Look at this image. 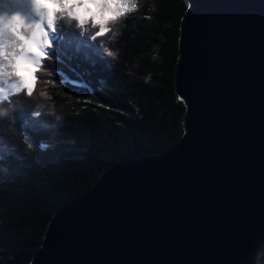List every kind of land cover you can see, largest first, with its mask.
Segmentation results:
<instances>
[{
  "label": "water",
  "instance_id": "1",
  "mask_svg": "<svg viewBox=\"0 0 264 264\" xmlns=\"http://www.w3.org/2000/svg\"><path fill=\"white\" fill-rule=\"evenodd\" d=\"M169 151L111 165L31 264H264V0H189Z\"/></svg>",
  "mask_w": 264,
  "mask_h": 264
},
{
  "label": "trees",
  "instance_id": "2",
  "mask_svg": "<svg viewBox=\"0 0 264 264\" xmlns=\"http://www.w3.org/2000/svg\"><path fill=\"white\" fill-rule=\"evenodd\" d=\"M188 5L141 0L108 44L115 59L103 38L68 26L78 35H63L45 62L54 73L56 115L34 116L37 101L12 98L18 113L29 105L31 114L23 132L0 146V264H31L55 213L87 194L111 165L161 155L182 139L187 107L175 75Z\"/></svg>",
  "mask_w": 264,
  "mask_h": 264
},
{
  "label": "clouds",
  "instance_id": "3",
  "mask_svg": "<svg viewBox=\"0 0 264 264\" xmlns=\"http://www.w3.org/2000/svg\"><path fill=\"white\" fill-rule=\"evenodd\" d=\"M140 3L141 0H25L3 4L0 10V120L14 119L16 105L12 97L22 93L37 101L34 116L56 115L49 91L55 84L51 79L54 73L45 66V61L52 59L50 33L56 32L60 22L92 39L103 38L100 42L104 52L115 59L118 51L108 44L120 35L117 25L128 14L138 11ZM157 55H153L154 60ZM48 147L41 144L42 150Z\"/></svg>",
  "mask_w": 264,
  "mask_h": 264
},
{
  "label": "rangeland",
  "instance_id": "4",
  "mask_svg": "<svg viewBox=\"0 0 264 264\" xmlns=\"http://www.w3.org/2000/svg\"><path fill=\"white\" fill-rule=\"evenodd\" d=\"M120 27V26H119ZM78 30V29H77ZM77 32L81 33L80 30H78ZM74 34L78 35V33L74 32ZM74 34H71L68 36V38L72 39L73 38V35ZM76 35H74L76 37ZM72 36V37H70ZM112 45V43H111ZM19 104H23L20 100H19ZM21 106H24V108H27V109H30L29 105H21ZM25 109L26 112L28 113H25V112H21L18 113L19 111L16 109L14 110L13 112V117L14 119H5V120H0V146L2 145V141H7L8 139H10V135L14 136L15 135V132H17V134H20L22 133V129L26 128L29 124H24L25 122V119L28 118V115H30V110H27ZM21 116H23L21 118ZM19 125V127H21L19 130L20 131H17V129H13V127H17Z\"/></svg>",
  "mask_w": 264,
  "mask_h": 264
},
{
  "label": "bare ground",
  "instance_id": "5",
  "mask_svg": "<svg viewBox=\"0 0 264 264\" xmlns=\"http://www.w3.org/2000/svg\"><path fill=\"white\" fill-rule=\"evenodd\" d=\"M13 3H23L25 0H11Z\"/></svg>",
  "mask_w": 264,
  "mask_h": 264
},
{
  "label": "snow or ice",
  "instance_id": "6",
  "mask_svg": "<svg viewBox=\"0 0 264 264\" xmlns=\"http://www.w3.org/2000/svg\"><path fill=\"white\" fill-rule=\"evenodd\" d=\"M108 57H110L109 55H107ZM182 99V98H181Z\"/></svg>",
  "mask_w": 264,
  "mask_h": 264
}]
</instances>
